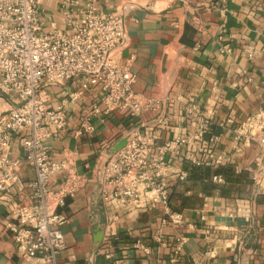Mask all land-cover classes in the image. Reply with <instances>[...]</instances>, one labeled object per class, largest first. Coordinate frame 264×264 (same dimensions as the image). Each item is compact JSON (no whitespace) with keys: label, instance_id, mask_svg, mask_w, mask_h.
<instances>
[{"label":"crops","instance_id":"crops-1","mask_svg":"<svg viewBox=\"0 0 264 264\" xmlns=\"http://www.w3.org/2000/svg\"><path fill=\"white\" fill-rule=\"evenodd\" d=\"M100 7L126 10L128 46L116 62L131 63L137 96L165 100V106L142 117L99 114L88 134L81 123L101 99L100 90L92 88L73 103L77 82L46 89L53 106L66 102L68 116L67 128L47 140L48 152L70 161L83 180L58 210L68 219L62 227L67 247L58 262L264 264V149L236 143L234 135L251 116L264 113V0H102ZM41 9L46 30L64 29L56 0H41ZM18 104L0 91V117ZM197 110L210 122L205 139L193 145L202 165L185 156L187 147L184 156L167 157L168 208L153 201L128 209L105 198L110 189L104 169L126 146L129 131H156L158 145L193 138ZM212 136L220 137L216 145ZM10 159L19 162L22 182L0 192V264H41L18 252L8 228L19 223L16 209L34 202L35 172L19 137ZM62 182L57 176L51 186Z\"/></svg>","mask_w":264,"mask_h":264},{"label":"built area","instance_id":"built-area-1","mask_svg":"<svg viewBox=\"0 0 264 264\" xmlns=\"http://www.w3.org/2000/svg\"><path fill=\"white\" fill-rule=\"evenodd\" d=\"M101 2L56 0L65 27L46 30L41 0H0V91L14 95L19 103L0 117V192L22 182L19 162L10 159L12 141L19 137L24 159L35 172L31 184L34 202L16 209L19 223L8 228L18 252L38 258L41 264H60L58 255L67 247L62 227L68 219L58 210L68 197L76 195L83 181L70 161L54 160L48 152L47 140L67 128L68 116L66 102L53 106L46 89L77 82L79 90L70 97L73 103L92 88L100 90L101 99L81 123L80 130L88 134L94 133L93 118L99 114L119 111L142 117L165 106V100L143 99L134 93L136 76L131 63L116 62L117 53L128 46L126 10L105 12ZM195 113L193 138L158 145L156 131H129L126 146L104 169V182L110 189L105 198L128 209L153 201L168 208L167 157H182L187 147L185 156L191 155L195 165H202L193 145L205 139L210 122L198 110ZM234 135L236 143L244 140L264 149V113L251 116ZM219 140L212 136L209 142L216 145ZM176 168L178 179L184 181L186 173L180 172L179 165ZM57 176H62L63 182L53 189L51 182Z\"/></svg>","mask_w":264,"mask_h":264}]
</instances>
